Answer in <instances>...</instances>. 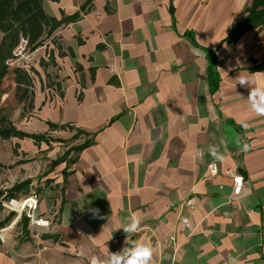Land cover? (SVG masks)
I'll list each match as a JSON object with an SVG mask.
<instances>
[{"label":"crops","instance_id":"obj_1","mask_svg":"<svg viewBox=\"0 0 264 264\" xmlns=\"http://www.w3.org/2000/svg\"><path fill=\"white\" fill-rule=\"evenodd\" d=\"M41 1L56 25L21 65L31 107L6 120L48 142L0 139V264H91L133 243L153 247L151 264H264V116L235 80L264 86L250 71L264 28L224 42L252 0ZM77 131L88 145L53 163ZM31 195L49 227L5 208Z\"/></svg>","mask_w":264,"mask_h":264},{"label":"trees","instance_id":"obj_2","mask_svg":"<svg viewBox=\"0 0 264 264\" xmlns=\"http://www.w3.org/2000/svg\"><path fill=\"white\" fill-rule=\"evenodd\" d=\"M246 17L242 22L234 23L231 27L229 36L224 40L225 43H233L247 31L264 28V0H252L250 5L244 9ZM54 19L49 18L42 6L41 0H0V101L3 94L2 87L7 77H11V83L14 88V99L18 104L25 103L31 107L32 78L27 70L16 64L14 58L15 51L22 45L25 50L34 52L42 46L46 37H48L55 28ZM215 58L212 56L207 69L208 84L211 93L217 90L219 79L214 71ZM264 70V59L258 63L253 62L251 72ZM51 130L69 129L68 127H58L48 124ZM82 132L77 131L76 135ZM29 138L34 142L46 141L45 136H30L19 133L6 120L0 117V139L8 140L11 138ZM88 144L85 143L78 148H73L66 152L64 156L58 159L55 164L65 161L71 152H79ZM65 175V174H64ZM25 184L13 188L14 191L22 189ZM27 220H25L26 223Z\"/></svg>","mask_w":264,"mask_h":264},{"label":"clouds","instance_id":"obj_3","mask_svg":"<svg viewBox=\"0 0 264 264\" xmlns=\"http://www.w3.org/2000/svg\"><path fill=\"white\" fill-rule=\"evenodd\" d=\"M236 82L242 87H249L248 103L253 112L258 116H264V86H252L250 78L238 75ZM249 145L243 146V151H247ZM98 213V210H93ZM187 221H185L186 223ZM140 220L136 216H130L124 223L122 229L126 234V241L140 229ZM154 249L150 244L133 243L130 247H124L121 251L110 252L107 258L99 261L96 257L91 259V264H151Z\"/></svg>","mask_w":264,"mask_h":264},{"label":"built area","instance_id":"obj_4","mask_svg":"<svg viewBox=\"0 0 264 264\" xmlns=\"http://www.w3.org/2000/svg\"><path fill=\"white\" fill-rule=\"evenodd\" d=\"M208 172L210 176H215L218 174V168L215 164L208 165ZM243 177L235 176L233 177V195L239 196L243 187ZM5 208L13 213H15V222H17L21 217H25L30 226L33 228H46L49 227V222L44 220L39 213V199L36 195H31L24 199L20 203L9 202ZM4 231L0 230V242L4 243L5 236Z\"/></svg>","mask_w":264,"mask_h":264},{"label":"rangeland","instance_id":"obj_5","mask_svg":"<svg viewBox=\"0 0 264 264\" xmlns=\"http://www.w3.org/2000/svg\"><path fill=\"white\" fill-rule=\"evenodd\" d=\"M23 49H25V46L24 45L20 46L15 51V56H14V58L16 60L15 63L20 65V66L24 63L25 64L28 63L26 58L30 54L29 51L25 50V52H24ZM18 54H21V55H18ZM2 92H3V94L1 96V101H0V117H5V118L9 119V118H12V112L19 105L13 97L14 96V88H13L12 83H11V77H7L5 79V82H4L3 87H2ZM81 138H82L81 135L78 136L74 133L73 137L67 141L66 140L65 141H62V140L56 141L59 143L57 145L58 148H60V150H58V152H57L56 161L58 159H60L62 156H64V154H66V152H69L73 148H78L87 142L84 140V142L81 143V140H79ZM70 145H71V148H69L68 151H65L66 147H68ZM56 161H53V163H55Z\"/></svg>","mask_w":264,"mask_h":264}]
</instances>
